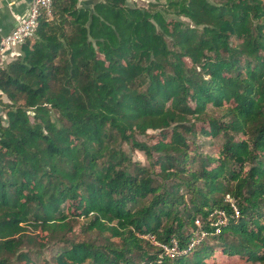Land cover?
I'll use <instances>...</instances> for the list:
<instances>
[{"label":"trees","instance_id":"1","mask_svg":"<svg viewBox=\"0 0 264 264\" xmlns=\"http://www.w3.org/2000/svg\"><path fill=\"white\" fill-rule=\"evenodd\" d=\"M215 246L264 264V3L53 0L0 63V264H210Z\"/></svg>","mask_w":264,"mask_h":264},{"label":"built area","instance_id":"2","mask_svg":"<svg viewBox=\"0 0 264 264\" xmlns=\"http://www.w3.org/2000/svg\"><path fill=\"white\" fill-rule=\"evenodd\" d=\"M264 3V0H261ZM53 0H32L27 13L16 22L14 27L5 35L0 38V61L5 57L8 50L15 47H19L29 38H31L38 26V22L41 16L50 17L52 13ZM12 58V57H11ZM10 59V58H8ZM1 63V62H0ZM225 218L221 219L224 222ZM198 225V220L196 221ZM204 234L202 233L201 236ZM145 239L149 240L154 245L159 246L164 250L166 254L172 256L176 251V242H172V246L160 244L154 240L151 235H141Z\"/></svg>","mask_w":264,"mask_h":264},{"label":"rangeland","instance_id":"3","mask_svg":"<svg viewBox=\"0 0 264 264\" xmlns=\"http://www.w3.org/2000/svg\"><path fill=\"white\" fill-rule=\"evenodd\" d=\"M92 0H79L80 4L87 5L89 2ZM148 1L151 0H128L129 4L136 3L139 5H145ZM187 63L189 64V61L187 60ZM197 126H201V123H198ZM158 136L157 131H149L147 136H143L138 138L139 140H146L149 143L155 142L156 138ZM221 137H210V136H198V151L203 153V154H215L219 147L221 146ZM133 158L139 160L141 163H148V159L146 155L139 151V150H134L133 152ZM67 205V204H66ZM86 220L82 217L78 219V222L75 223L74 226V233L77 234L76 239L79 240H98L100 241V237L96 235V233L91 232V233H80V228L79 225L85 222ZM75 234V235H76ZM202 237V236H201ZM216 247V246H215ZM208 261L210 264H246L242 258L239 257H227L223 256L222 254L219 253V249L216 247L215 253L208 258ZM249 264V263H248Z\"/></svg>","mask_w":264,"mask_h":264},{"label":"crops","instance_id":"4","mask_svg":"<svg viewBox=\"0 0 264 264\" xmlns=\"http://www.w3.org/2000/svg\"><path fill=\"white\" fill-rule=\"evenodd\" d=\"M32 0H0V38L8 33L28 11ZM80 4V3H79ZM19 47L8 50L2 62L16 56Z\"/></svg>","mask_w":264,"mask_h":264}]
</instances>
